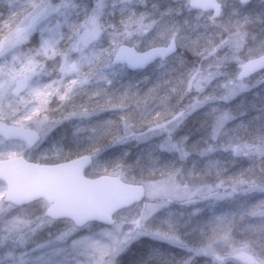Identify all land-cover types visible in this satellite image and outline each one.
<instances>
[{"label": "rangeland", "instance_id": "374dc122", "mask_svg": "<svg viewBox=\"0 0 264 264\" xmlns=\"http://www.w3.org/2000/svg\"><path fill=\"white\" fill-rule=\"evenodd\" d=\"M218 1L221 14L210 18V12L189 7L188 0H51L59 6L54 11H36L35 0H0V29L10 20L11 37H20L8 44L20 56L7 63L0 58V120L40 134V141L31 148L0 137V160L22 156L46 165L64 161L62 142L87 140L99 133L96 122L103 120V131L114 128L119 142L106 161L100 158L101 165L115 161L118 154L122 157L123 150L129 149L124 159L136 161L141 157L144 162H158L157 166L165 164L178 169L176 179L182 176L194 184L214 185L227 176L240 178L251 163L243 155L245 142L264 135V88L240 91L237 86L229 88L226 80L236 68L231 53L245 41H264V3ZM157 30L179 33V45L175 41L177 50L172 56L135 72L109 64L120 44L138 51L156 46L152 38ZM209 53L218 56V67H207ZM85 65L92 71L82 70ZM22 76L27 78V86L13 97L10 89ZM178 82H184L190 96H197V88H205L209 98L193 104L188 109L190 114L176 127H170L163 118L157 125L156 116L151 125L141 127L137 119L125 115L129 109L119 103L125 92L150 100L146 94L155 89V103L171 107L177 97L165 92L170 93ZM217 88L226 89L232 98L222 99ZM220 108L228 111L214 125L218 115L214 110ZM113 120L118 127L112 126ZM84 175H112L122 180L120 168L105 174L89 166ZM5 189L0 180V199ZM160 191L154 186V193ZM258 195L237 191L231 196L211 195L195 205L160 208L150 202L144 211L147 222L139 219L131 225L132 231H128V222L115 216L112 225L88 223L69 232L65 219L34 221L46 207L42 199L19 206L9 203L6 208L0 206V264H94L101 258L116 261V254L129 243L147 237L150 246L151 240L163 239L167 229L169 235L177 232L180 238L193 234L194 245L203 243L201 249L211 255L215 249L227 264H247L237 259L239 253L253 257L252 264H264V208L256 204ZM7 217L11 219L4 223ZM193 261L212 264V260L199 262L197 255Z\"/></svg>", "mask_w": 264, "mask_h": 264}, {"label": "clouds", "instance_id": "9594fccd", "mask_svg": "<svg viewBox=\"0 0 264 264\" xmlns=\"http://www.w3.org/2000/svg\"><path fill=\"white\" fill-rule=\"evenodd\" d=\"M59 6L53 5L51 0H35L33 8L36 11L50 9L56 10ZM214 14V10H210ZM46 18V17H45ZM4 26L0 29V58H3L5 63L11 59H17L20 52L15 48H9V40L11 37L12 24L10 20L3 22ZM175 40L179 45V33L173 34L163 30H157L156 35L152 38V43L155 45H167L170 41ZM203 55V53H198ZM218 56L209 53L206 57L207 67L211 68L217 66ZM231 59L235 63V71L230 74L226 80L229 88L237 86L240 91H248L255 87L264 88V41L259 44H249L247 41L241 43L239 48L231 53ZM253 64V69L248 72L245 71L244 66ZM82 70L92 71L87 65ZM211 81L209 84L211 85ZM213 87H217L213 85ZM197 96H202V99H197V96H190L184 87V82H178L171 89V92H165L166 96L171 97L173 94L177 97L175 103L171 107H160L155 103L157 100V92L155 89H149L147 96L151 99L141 100L135 97V94L129 96L127 92L123 93L119 98V103L125 109L126 116H131L137 119L141 127H148L153 123V116H156L155 123L158 125L160 118L170 127H176L180 120L188 113V109L193 104H202L204 100L209 98V94L205 88L200 87L196 89ZM219 95L222 99H231V94L222 88H217ZM112 98H109V102ZM59 107V105H57ZM142 109V110H141ZM218 113L213 119V124L217 119H223L226 108L215 109ZM227 123V121H224ZM97 123V130L99 137L96 141L86 144L80 148L77 153L78 158L85 160L89 166L96 167L100 172L107 174L113 168L121 169V178L125 183L137 185L143 188V195L139 200L130 202L128 205L121 206L114 210V217L119 216L121 222H128L130 227L128 231H132L131 225L136 224L139 219L147 222V217L144 216L145 206L154 203L157 208L167 207L172 204H180L182 206L195 205L199 201H204L211 195L219 197L231 196L237 191L245 193H258L256 204L259 208H264V135L256 138L253 141H246L243 152L245 157L251 161L249 167L240 174V178L234 176H227L219 179L217 183L208 184L206 182L192 183L190 180H185L181 176L176 179V172L178 169L173 170L165 164L157 166L156 161L144 162L141 157H137L136 161L124 159L128 156L129 149H124L122 157L117 156L116 160L111 163H104L101 165L100 153L104 147H114L119 142L117 137L109 135L103 131L104 121L99 120ZM115 123V122H112ZM51 131V129H49ZM47 135V133H45ZM142 135V134H141ZM212 139H216V134L212 135ZM154 186H159L161 191L154 193ZM224 189V191H217ZM0 206L6 208L9 202L6 198L0 199ZM199 211V209H195ZM47 218V209L44 208L40 213L34 217V221L43 222ZM11 217L3 220L7 223ZM69 232L75 231L79 225L71 218H64ZM179 223V220L177 221ZM94 264H115L111 258L94 261Z\"/></svg>", "mask_w": 264, "mask_h": 264}, {"label": "water", "instance_id": "95a60500", "mask_svg": "<svg viewBox=\"0 0 264 264\" xmlns=\"http://www.w3.org/2000/svg\"><path fill=\"white\" fill-rule=\"evenodd\" d=\"M237 1L246 4L252 0ZM257 1L264 3V0ZM188 5L204 12L214 10L213 17L221 12V4L217 0H188ZM175 51L174 40L167 45L153 46L143 51L121 44L112 55L110 64H122L129 71L144 70L155 61L170 57ZM253 67L251 63L244 66L248 72ZM26 85V77L17 78L10 90L11 95L17 97ZM0 136L5 141H22L28 147L40 139L36 130L3 120H0ZM88 167L89 164L78 156L47 165L27 161L21 156L1 159L0 180L6 187L3 198L17 206L43 199L47 204V217L53 220L71 218L79 227L88 222L111 225L114 210L139 200L144 190L140 186L125 183L117 176L86 177L84 170ZM237 257L248 264L253 262L248 254L241 253Z\"/></svg>", "mask_w": 264, "mask_h": 264}, {"label": "trees", "instance_id": "16d2710c", "mask_svg": "<svg viewBox=\"0 0 264 264\" xmlns=\"http://www.w3.org/2000/svg\"><path fill=\"white\" fill-rule=\"evenodd\" d=\"M103 116L107 118L111 117L110 115ZM113 118L114 117H111L109 119ZM113 122L115 121L113 120ZM115 125L118 127V124H116V122L112 123V126ZM114 130L115 129L113 128L109 131L107 130L104 132L115 137L116 135L114 134ZM98 137L99 133H96L85 141H63L62 148L64 151V155L66 156V158L77 156V153L79 152L81 147L96 141ZM115 147L116 146L104 147L100 153V158H102L103 161H106V156L109 154V152L112 153V150ZM118 155L121 156V154ZM168 230L169 229H167L165 233L166 235L163 239L151 240L150 246L147 242V237H142L129 243L125 247L123 252L121 251L116 254L114 258L116 259L115 264H174L172 263V261L175 259L178 261V264H197L198 262L193 261L194 258H196V255L199 259V262L212 260V264H227L222 261L220 256H218L219 254L217 255L214 252L216 251L215 249H213L211 255L206 251V249H201V246H204L203 243H201L200 245H194L193 234L185 238H180L179 233L177 234V232H173L174 236L169 235ZM188 244L191 245L189 249H187ZM197 249H200V252H198ZM170 258L173 260H171Z\"/></svg>", "mask_w": 264, "mask_h": 264}, {"label": "snow or ice", "instance_id": "6c2138e0", "mask_svg": "<svg viewBox=\"0 0 264 264\" xmlns=\"http://www.w3.org/2000/svg\"><path fill=\"white\" fill-rule=\"evenodd\" d=\"M19 37V34H17L16 36H13V37H10V40H9V43H12V42H15ZM17 86L19 87L20 86V82L18 81L17 82ZM2 90H0V96H2Z\"/></svg>", "mask_w": 264, "mask_h": 264}]
</instances>
